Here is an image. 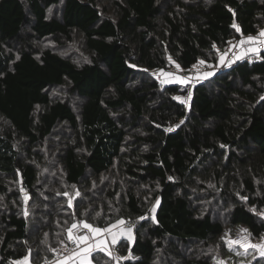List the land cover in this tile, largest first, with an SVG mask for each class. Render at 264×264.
<instances>
[{"label":"trees","instance_id":"16d2710c","mask_svg":"<svg viewBox=\"0 0 264 264\" xmlns=\"http://www.w3.org/2000/svg\"><path fill=\"white\" fill-rule=\"evenodd\" d=\"M261 29L264 0H0V264L56 261L74 219L131 226L119 264H212L211 252L231 254L225 226L261 240L264 50L193 83L150 75L215 67ZM74 35L77 62L43 46ZM189 90L186 104L174 99ZM77 190L69 207L63 194ZM153 206L154 219H139ZM189 244L206 256H185ZM90 261L114 264L100 251Z\"/></svg>","mask_w":264,"mask_h":264},{"label":"snow or ice","instance_id":"6c2138e0","mask_svg":"<svg viewBox=\"0 0 264 264\" xmlns=\"http://www.w3.org/2000/svg\"><path fill=\"white\" fill-rule=\"evenodd\" d=\"M231 11V9H229ZM233 27H236L235 22L233 23ZM237 31H239V28H237ZM259 38H264V30H262L258 34ZM248 42H258L261 44H264V39H258L257 37L249 36L247 37ZM241 44L244 43V40H241ZM253 53L256 55H259V52L255 47H250L247 50H245L242 54L247 53ZM240 56H236L235 59H240ZM17 59L19 57L17 56ZM221 62H225V56L220 57ZM233 61H227V63L230 65ZM200 64H204V61H200ZM131 67V65H130ZM209 67H213L212 65H209ZM177 68H179V65H177ZM212 72H206L204 73V77L207 78L208 76L213 75ZM187 79V78H185ZM183 83L184 81L181 80ZM192 95L191 91H188V97L190 98ZM174 99L181 101L182 103H187L186 100H181V97L177 96L174 97ZM261 100H264V96L260 98ZM183 123V121H181ZM175 127H179V125H176ZM172 128L166 129V131H172ZM223 147V145H222ZM23 191V189H22ZM67 200H68V206H73V199L75 197H79L80 193L77 190L75 192V195L73 196L70 193L65 192L63 194ZM27 199V197H26ZM157 204H159V200L156 201ZM150 211L152 213H155L156 208L153 206ZM253 211H255L253 209ZM25 215H27V212H25ZM99 215V213H97ZM261 216H264V212L260 213ZM139 219L143 220L146 219V217H140ZM154 219V217H153ZM67 223V222H66ZM78 230H86L83 234H77ZM67 232V239L71 243H75L76 249L72 250V253L70 256L64 257L65 261L71 260L72 264H90L91 259V253L92 251L99 248V250L103 251L106 255H108L110 258L115 259L117 261V264L121 260L124 259H131V257H121L117 256L115 254V249L113 247H110L109 245H115L117 240L123 236H127V239L129 242H132L134 240L133 237V229L131 226H126V222L123 219L117 220L115 223H112L106 227L100 228L96 227L93 224L87 222L86 220H73V222L66 228ZM222 240L225 244V246L228 247L229 251H234V246H239L240 248L244 249V252H236L237 255H244L248 252L249 249H253V260L257 259V256L264 258V239L261 240L259 243H251L250 234H248L247 229H240L238 238L237 239H231L230 234L226 233L225 237H222ZM54 252L56 250H53ZM65 251H67L65 246ZM29 257L26 256L23 258L22 261L17 262V264H24V262L28 261ZM218 264H225L224 261H218ZM249 264H252L251 261H249ZM257 264H260L259 261H257Z\"/></svg>","mask_w":264,"mask_h":264},{"label":"built area","instance_id":"2783aa9c","mask_svg":"<svg viewBox=\"0 0 264 264\" xmlns=\"http://www.w3.org/2000/svg\"><path fill=\"white\" fill-rule=\"evenodd\" d=\"M262 30H260L258 32V34L261 32ZM257 37L258 39H263V38H259L258 35L254 36ZM241 40H244V43L241 44ZM252 44L254 45L253 47H255L257 49V51L259 52V55L253 54V53H247V54H242L245 52V50H247L248 48H250L252 46ZM264 50V44L258 43V42H248L247 38H241L239 41H236L232 44H229L228 46H226L223 50V52L221 53V56H225V62H221V60L219 59L217 65L215 67H205L203 65H196L190 69H181V68H177L176 66H170L168 69L166 70H154L151 71L150 75L159 83L161 84H168L171 83L172 81H174L175 78H181L185 83H193L194 81L201 79L204 76V73L206 72H223L229 68L234 67L235 65L238 64H244V63H256L260 60V54L261 52ZM220 56V57H221ZM236 56H240V59H235ZM227 61H233L230 65L227 63ZM187 78V79H185ZM183 100H186L187 102L189 101L188 96H184ZM156 213V211H155ZM155 213H152L150 210L142 217H146V219L143 220H149V219H153V217L155 216ZM86 230H78L77 234H83ZM65 246L67 251H65ZM110 247H113L115 249V254L117 256H121V253L117 250L116 244L113 245H109ZM76 249V245L75 243H71L68 242L67 244H63L61 246H59L56 251L54 252L55 256L57 258L59 257H63V256H69L72 253V250ZM112 259V258H111ZM22 259H19L15 262V264H17V262L22 261ZM115 262V259H112ZM24 264H28V262H24Z\"/></svg>","mask_w":264,"mask_h":264},{"label":"rangeland","instance_id":"374dc122","mask_svg":"<svg viewBox=\"0 0 264 264\" xmlns=\"http://www.w3.org/2000/svg\"><path fill=\"white\" fill-rule=\"evenodd\" d=\"M52 14L58 16L59 12L58 13H52ZM261 30H264V29H261ZM74 37L76 39L73 40L69 44L65 43L66 45H59V44L55 43L52 40H48V41L43 43V46L51 47V49L54 52L58 53L59 55L67 57V58H72L73 61L77 62V61H79L81 59V57L83 55V53L81 52L82 47H83V43H81L80 40H78V38H79L78 35H74ZM253 46L254 45L252 44L251 47H253ZM205 79L206 78L203 76L201 78V81L205 80ZM181 80L182 79L178 78V77L174 79L175 83H179V84L182 83ZM61 95L65 96L64 99H66V100L69 99V97L66 95V91L63 90L61 92ZM70 99H73V101H74L73 104H74L75 107L80 102V100L78 98H75V97H71ZM6 127H7L6 122L2 118H0V130H2L3 128L5 129ZM47 155H48V153H46V155H44V157L46 158ZM53 167H55L56 170L53 171L51 173V175L54 176L56 174L57 178L59 179V176H61V172H59L60 168H59V166L58 167L56 166V163H55V166H53ZM56 181H57L56 182L57 186H55L53 188H57L60 185V183H62V182H59L58 180H56ZM20 182L21 181H20V177H19L18 184ZM20 191H21V195H22L23 204L26 205V202L28 201V196L26 195V193L24 191H22V190H20ZM26 197H27V199H26ZM222 213L224 214V212H222ZM223 214L219 216V220L221 221V223H223L225 225V224H227V222H226V220H225L226 218L223 216ZM262 217L264 219V216H262ZM228 228L229 227L225 226V228H224L225 230H224V233H223L222 237H225V234L228 233V234H230V238L231 239H237L240 229H244V228H235V229L232 230V229H228ZM262 239H264V237ZM261 240L258 241V240H254L253 238H251V243H253V244L259 243V242H261ZM128 243H131V242L128 241ZM216 245H211L210 247H214ZM234 248H235V250L231 251V254L226 256V257L223 256V252H221V251H213V252H211L212 249H208L207 248L208 251H210L211 253H216V256H217L216 257L217 260H214L212 262V264H218V261H224L225 264H246V263L249 264V261H253V253H254L253 249H249L248 252L245 253L244 255H237L236 252H244V249L240 248L239 246H234ZM97 250H99V248H97ZM126 252H127V250H126ZM181 252L184 253L185 256H189L193 252L197 253V255H201V253L203 252L202 254L204 256H206V253L204 252V249L201 248V247H198V246H196L194 244H189L187 247H183L181 249ZM64 257H66V256L56 258L57 261H54L51 264H67V263L71 264V260L65 261L63 259ZM122 257H123V255H122ZM257 258L261 259L262 257L257 256ZM116 262L117 261L115 260L114 264H116ZM90 264H91V261H90Z\"/></svg>","mask_w":264,"mask_h":264},{"label":"crops","instance_id":"0c3cea01","mask_svg":"<svg viewBox=\"0 0 264 264\" xmlns=\"http://www.w3.org/2000/svg\"><path fill=\"white\" fill-rule=\"evenodd\" d=\"M121 238H125V239H127V236H123V237H121ZM117 241H118V240H117ZM128 241H129V240H128ZM97 251H100V250H97V249H96V250H94V251H92V252L94 253V252H97ZM100 252H102V251H100ZM103 253H104V252H103ZM69 256H70V255H69ZM63 259H64V258H63ZM56 261H57V260H56ZM67 264H68V263H67ZM71 264H72V261H71Z\"/></svg>","mask_w":264,"mask_h":264},{"label":"bare ground","instance_id":"6f19581e","mask_svg":"<svg viewBox=\"0 0 264 264\" xmlns=\"http://www.w3.org/2000/svg\"><path fill=\"white\" fill-rule=\"evenodd\" d=\"M144 216V215H143Z\"/></svg>","mask_w":264,"mask_h":264}]
</instances>
